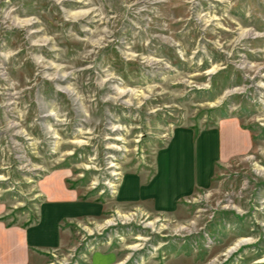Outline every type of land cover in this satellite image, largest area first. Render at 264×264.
<instances>
[{
  "label": "rangeland",
  "instance_id": "374dc122",
  "mask_svg": "<svg viewBox=\"0 0 264 264\" xmlns=\"http://www.w3.org/2000/svg\"><path fill=\"white\" fill-rule=\"evenodd\" d=\"M224 123L209 189L117 204L176 129ZM64 192L103 210L35 264H264V0H0V222Z\"/></svg>",
  "mask_w": 264,
  "mask_h": 264
},
{
  "label": "crops",
  "instance_id": "0c3cea01",
  "mask_svg": "<svg viewBox=\"0 0 264 264\" xmlns=\"http://www.w3.org/2000/svg\"><path fill=\"white\" fill-rule=\"evenodd\" d=\"M238 135L242 134L227 123L198 135L176 129L158 151L149 179L142 180L136 175L123 178L115 197L117 204L148 203L155 212L173 213L181 201L209 189L218 166L234 149ZM102 210L101 206L79 202L74 194L64 192L41 204L33 226L23 228L0 222V264H35L39 261V252L62 245L63 223L96 217ZM114 261L112 256L99 254L90 264H113Z\"/></svg>",
  "mask_w": 264,
  "mask_h": 264
}]
</instances>
